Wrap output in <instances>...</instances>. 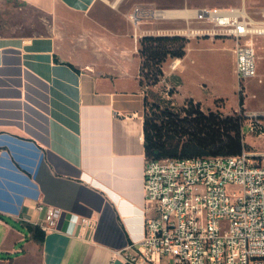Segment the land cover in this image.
<instances>
[{
	"label": "crops",
	"instance_id": "1",
	"mask_svg": "<svg viewBox=\"0 0 264 264\" xmlns=\"http://www.w3.org/2000/svg\"><path fill=\"white\" fill-rule=\"evenodd\" d=\"M15 1L50 16L52 30L0 35V222L9 217L26 227L39 226L45 208L57 207V228L45 232L42 242L28 228L24 254L39 243L41 264H128L125 255L136 253L130 245L142 237L144 217L152 213L146 210L144 190L141 58L133 66L131 55L139 52L136 33L158 34L161 27L149 25L153 18L137 26L130 19L135 8L120 11L105 0ZM226 7L250 15L244 4L164 7L171 14L161 20L212 23L204 9ZM182 9L191 13H177ZM178 28L185 27L161 29ZM205 38L233 42L235 71L231 37L190 39L187 52L194 40ZM261 40L264 36L253 38L259 75ZM186 70V55L164 67L169 85L168 78L177 76L176 96L183 95ZM185 97L203 108L214 103ZM11 234L25 236L14 228Z\"/></svg>",
	"mask_w": 264,
	"mask_h": 264
},
{
	"label": "built area",
	"instance_id": "2",
	"mask_svg": "<svg viewBox=\"0 0 264 264\" xmlns=\"http://www.w3.org/2000/svg\"><path fill=\"white\" fill-rule=\"evenodd\" d=\"M165 9L137 6L130 19H165ZM160 12V13H159ZM168 12V11H167ZM213 27L157 28L158 34L203 35L235 40L239 92L258 78L255 36H264V20L239 9H204ZM142 36L135 34L136 41ZM139 38V39H138ZM253 133L264 135V112L252 111ZM245 141V138H244ZM246 142V141H245ZM264 158V153L262 154ZM244 147L236 155L166 157L146 161L144 233L125 255L128 264H264V160ZM43 210L44 206L39 205ZM61 209L45 208L38 223L45 231L57 228ZM83 223L87 218H83Z\"/></svg>",
	"mask_w": 264,
	"mask_h": 264
},
{
	"label": "rangeland",
	"instance_id": "3",
	"mask_svg": "<svg viewBox=\"0 0 264 264\" xmlns=\"http://www.w3.org/2000/svg\"><path fill=\"white\" fill-rule=\"evenodd\" d=\"M105 3L111 5L116 3L117 10H130L137 6L145 9L160 8H198L207 6H230L245 5L250 16L256 18H264V0H105ZM255 19V18H254ZM153 23V22H152ZM52 19L47 14L23 3L15 0H0V35H22L32 36L49 34L52 30ZM154 27H213V23L205 21H194L190 24L187 21H179L175 24L170 21L155 20ZM192 37L197 39L204 37ZM127 45L130 47V39H126ZM233 42L229 38L218 39L214 42L211 39L194 40L190 44V48L186 54L187 70L185 73V83L182 88V94L176 96L177 76L172 75L168 78L171 85L163 79L156 85H149L144 79L141 87L147 93L149 101V111L151 112L152 103H158L161 107L167 105L176 111L184 113V109L195 104L194 98L185 97L186 94L197 96L209 105L214 101L213 106L204 107L206 111L209 108L223 112L224 115L231 114L234 111L242 114L244 119L243 132L245 133V141L247 149L253 151L260 162H263L264 153V135H258L251 131L249 125V116L247 114L251 110L264 111V80L259 82L258 79L249 80L247 87L242 91L244 104L239 102V81L234 71V55L232 51ZM139 51V50H138ZM259 77L264 79L262 74L264 63V40L259 43ZM132 56L133 66L140 59V53L136 52ZM173 59H169L165 64V68H169V63ZM134 61V62H133ZM173 83V85H172ZM205 84L207 86H205ZM172 90V93L169 91ZM174 97V98H172ZM219 97H224L216 99ZM215 99V100H214ZM191 100L193 102H191ZM174 102V103H173ZM22 232L24 237H18L14 234L10 235L11 229ZM29 229L16 220L4 217L0 222V264H41L40 260V244L36 243L32 250H27V254L23 253V245L26 237H29ZM10 257L12 259H10Z\"/></svg>",
	"mask_w": 264,
	"mask_h": 264
},
{
	"label": "trees",
	"instance_id": "4",
	"mask_svg": "<svg viewBox=\"0 0 264 264\" xmlns=\"http://www.w3.org/2000/svg\"><path fill=\"white\" fill-rule=\"evenodd\" d=\"M189 41L190 38L180 34L142 36L139 41L140 84L143 85L144 79L149 85L159 83L165 76L164 64L169 59L184 57ZM239 102L244 104L242 90ZM151 110L145 93L144 145L147 161L166 157L236 155L247 147L243 133L245 117L237 111L226 115L211 108L206 111L200 101L191 103L184 113L169 105L161 107L155 102ZM28 228L33 231L35 239L43 241L45 231L40 226Z\"/></svg>",
	"mask_w": 264,
	"mask_h": 264
},
{
	"label": "bare ground",
	"instance_id": "5",
	"mask_svg": "<svg viewBox=\"0 0 264 264\" xmlns=\"http://www.w3.org/2000/svg\"><path fill=\"white\" fill-rule=\"evenodd\" d=\"M160 13V12H159ZM164 13H169V11H165ZM177 13H180V14H188V13H191V10L190 9H182V10H178Z\"/></svg>",
	"mask_w": 264,
	"mask_h": 264
}]
</instances>
